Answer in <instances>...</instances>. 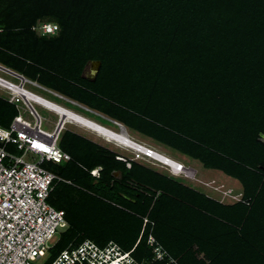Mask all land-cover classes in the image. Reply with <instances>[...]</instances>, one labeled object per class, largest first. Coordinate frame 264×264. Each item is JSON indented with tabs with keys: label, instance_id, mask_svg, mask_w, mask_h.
Masks as SVG:
<instances>
[{
	"label": "trees",
	"instance_id": "trees-1",
	"mask_svg": "<svg viewBox=\"0 0 264 264\" xmlns=\"http://www.w3.org/2000/svg\"><path fill=\"white\" fill-rule=\"evenodd\" d=\"M42 22L58 33L37 35ZM91 61L100 62L94 79L83 76ZM0 64L222 172L248 203L219 201L138 161L127 168L66 130L58 145L70 160L51 164L69 183L48 202L68 228L49 260L91 240L146 264L152 235L178 264H264V0H0ZM15 115L0 98V126Z\"/></svg>",
	"mask_w": 264,
	"mask_h": 264
},
{
	"label": "built area",
	"instance_id": "built-area-1",
	"mask_svg": "<svg viewBox=\"0 0 264 264\" xmlns=\"http://www.w3.org/2000/svg\"><path fill=\"white\" fill-rule=\"evenodd\" d=\"M31 29L39 36H53L59 31L57 24L49 22L39 23ZM1 73L17 79L19 83L15 84L0 75V98L16 110L10 124L0 126V264H139L130 254L132 250L124 251L113 242L99 246L91 240L77 245L70 243L49 260L52 249L68 228V222L64 211L50 205L48 198L57 183L69 182L49 171L45 165L69 161L70 157L58 145L62 128L60 119L51 132L43 130L41 116L21 94L46 101L25 88L32 81L0 64ZM20 110L32 120L25 119ZM131 144L135 148L134 158L116 157L127 168L131 167V161L144 159L159 165L170 177L195 179L196 171L192 168L146 145L132 140ZM10 147L20 154H12L8 150ZM100 171L98 167L89 173L98 179ZM225 198L243 201L241 195H233L232 190L223 192L219 201ZM147 244L153 248L154 256L146 264H178L154 237L148 236Z\"/></svg>",
	"mask_w": 264,
	"mask_h": 264
},
{
	"label": "rangeland",
	"instance_id": "rangeland-1",
	"mask_svg": "<svg viewBox=\"0 0 264 264\" xmlns=\"http://www.w3.org/2000/svg\"><path fill=\"white\" fill-rule=\"evenodd\" d=\"M89 71V67L86 66L83 75H88ZM3 77H5L6 79L12 81L13 83L17 84L19 83V81L17 79H13L7 75L4 74H0ZM25 88L27 90H29L30 92L41 96L42 98L53 102L59 106H61L62 108L67 110H70L72 113L67 112L69 114V116L72 117H76L78 119L81 118V120H85V121H90L93 122L97 125H100L103 128H110V130H113L115 132H121L124 131L126 133V137L130 138L132 141L138 142L140 144L146 145L147 147H150L176 161L181 162L182 164H184L185 166H188L190 168H192L193 170L196 171L195 173V179L191 178V179H187V178H183V177H177L178 180H180L184 185L188 186V187H192L198 191L204 192L208 195H211L213 197L216 198H222L223 196V192H227L228 190H232V194L233 195H241V186L239 185V183L233 179L228 178L225 174H223L220 171H216V170H207L204 169L198 162L196 161H191V160H187L185 158H181L178 156V154L175 151H171L167 148H165L164 146H161L153 141H151L150 139H146L144 137H141L139 134L137 133H129L125 130V128L123 127H119L116 123L113 122V120L109 119L108 117L97 113L95 111H92L90 109H87L86 107L73 102L71 100H69L66 97L60 96L52 91H49L45 88H43L41 85H39L36 82L32 83H27L25 85ZM34 108L36 109V111L38 112V114L41 116L42 118V122H41V127L43 130L51 132L53 127L55 126V124L59 121V118L57 116H55L51 111H48L40 106L34 105ZM22 116L31 121L32 119L30 118V116L26 113L23 112L22 110H20ZM71 117V118H72ZM76 121L80 122L79 120L75 119ZM122 126V125H121ZM61 131H60V137L63 134L64 131H71L74 132L80 136H83L95 143H97L100 146L105 147L106 149H109L117 154H119L122 157H128V158H134V153L131 149L123 147L122 146H118L112 142H107L106 140H104V138L98 136L97 134L93 133L90 130H87L83 127H80L78 125L74 124H69L66 123L62 126V124L60 125ZM261 141L264 142V136H261ZM8 150L14 154V155H19L20 152L17 151L16 149L10 147L8 148ZM28 160H31V157H27ZM138 162L143 163L144 165L150 167V168H154L157 171H164L159 165H153L150 162H148L147 160H138ZM46 168L51 171L52 173L58 174V168L57 165L54 164H46L45 165ZM116 176H119L118 174H116ZM169 176V175H168ZM173 178V177H171ZM227 199V198H226ZM226 202H234L233 199H227ZM43 262V261H42ZM40 262V263H42ZM47 263V262H46Z\"/></svg>",
	"mask_w": 264,
	"mask_h": 264
},
{
	"label": "bare ground",
	"instance_id": "bare-ground-1",
	"mask_svg": "<svg viewBox=\"0 0 264 264\" xmlns=\"http://www.w3.org/2000/svg\"><path fill=\"white\" fill-rule=\"evenodd\" d=\"M21 94H23V96L26 97V100L29 101L30 103H32L33 105L38 104V105L42 106L43 108L48 109V111H51L55 115H57L61 121L60 124H62V125L66 124V123H69V124L75 123L76 125L83 127L87 130H90L93 133L97 134L98 136L104 138V140H106L107 142H112V143H114L120 147L122 146V148L126 147L129 149L135 150V148L131 144V139L126 137L127 135L124 131L117 133L113 130H110V128L106 129V128L101 127L100 125L93 123V122L85 121L83 119L81 120V118L78 119L77 116L76 117L69 116V114L67 112L72 113L70 110H67V112H66V109L62 108L61 106H59L53 102H50L48 100L41 102L33 96L27 95V94L22 93V92H21ZM75 119L79 120L80 122L76 121ZM113 122L116 123L115 121H113ZM116 124L119 127H122L120 124H118V123H116Z\"/></svg>",
	"mask_w": 264,
	"mask_h": 264
},
{
	"label": "water",
	"instance_id": "water-1",
	"mask_svg": "<svg viewBox=\"0 0 264 264\" xmlns=\"http://www.w3.org/2000/svg\"><path fill=\"white\" fill-rule=\"evenodd\" d=\"M87 66L89 67L91 76L94 78L96 76L98 70H99L100 62L99 61H91V62H89V64ZM60 123H61V121H60Z\"/></svg>",
	"mask_w": 264,
	"mask_h": 264
},
{
	"label": "crops",
	"instance_id": "crops-1",
	"mask_svg": "<svg viewBox=\"0 0 264 264\" xmlns=\"http://www.w3.org/2000/svg\"><path fill=\"white\" fill-rule=\"evenodd\" d=\"M84 73V72H83ZM88 75H83L85 78H88V79H94L92 76H91V73H90V70L88 71L87 73Z\"/></svg>",
	"mask_w": 264,
	"mask_h": 264
},
{
	"label": "clouds",
	"instance_id": "clouds-1",
	"mask_svg": "<svg viewBox=\"0 0 264 264\" xmlns=\"http://www.w3.org/2000/svg\"><path fill=\"white\" fill-rule=\"evenodd\" d=\"M44 88V87H43ZM48 90V89H47ZM132 150V149H131ZM133 151V150H132ZM133 153H134V151H133ZM181 163V162H180ZM173 178H177V177H173ZM145 222H147V220H145ZM149 236H152V235H149ZM148 239V238H147ZM153 249V248H152ZM131 255L133 254V250H132V252L130 253ZM133 256V255H132Z\"/></svg>",
	"mask_w": 264,
	"mask_h": 264
},
{
	"label": "snow or ice",
	"instance_id": "snow-or-ice-1",
	"mask_svg": "<svg viewBox=\"0 0 264 264\" xmlns=\"http://www.w3.org/2000/svg\"><path fill=\"white\" fill-rule=\"evenodd\" d=\"M49 30H51V29H49Z\"/></svg>",
	"mask_w": 264,
	"mask_h": 264
}]
</instances>
